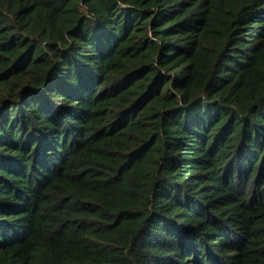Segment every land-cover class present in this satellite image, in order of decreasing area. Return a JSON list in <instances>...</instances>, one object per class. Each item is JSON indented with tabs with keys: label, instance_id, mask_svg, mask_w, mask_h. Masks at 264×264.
I'll list each match as a JSON object with an SVG mask.
<instances>
[{
	"label": "trees",
	"instance_id": "trees-1",
	"mask_svg": "<svg viewBox=\"0 0 264 264\" xmlns=\"http://www.w3.org/2000/svg\"><path fill=\"white\" fill-rule=\"evenodd\" d=\"M0 264H264V0H0Z\"/></svg>",
	"mask_w": 264,
	"mask_h": 264
}]
</instances>
